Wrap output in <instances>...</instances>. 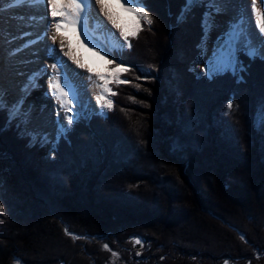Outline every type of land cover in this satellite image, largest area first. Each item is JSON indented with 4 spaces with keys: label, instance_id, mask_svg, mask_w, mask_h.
I'll use <instances>...</instances> for the list:
<instances>
[{
    "label": "trees",
    "instance_id": "1",
    "mask_svg": "<svg viewBox=\"0 0 264 264\" xmlns=\"http://www.w3.org/2000/svg\"><path fill=\"white\" fill-rule=\"evenodd\" d=\"M144 2L154 23L113 50L129 83L110 84L111 111L51 155L0 131V264H107L108 248L117 264H264V60L240 51L243 82L208 81L191 66L204 8L178 25L185 0Z\"/></svg>",
    "mask_w": 264,
    "mask_h": 264
},
{
    "label": "snow or ice",
    "instance_id": "2",
    "mask_svg": "<svg viewBox=\"0 0 264 264\" xmlns=\"http://www.w3.org/2000/svg\"><path fill=\"white\" fill-rule=\"evenodd\" d=\"M96 5L100 7L101 13L107 18V20L113 25V27L119 29L120 37H123L124 44L131 47L128 44V36H135L137 31L140 30L141 21L151 26L154 23V17L148 10V5L144 0H95ZM29 6L37 10L45 8L52 17V21L48 25V31H50V38L53 45L56 44L59 39L60 50L64 56L69 57L78 68L87 69L89 73L93 72V69L82 62V60L75 54L73 45L68 39L66 33H77V27L80 26V32L76 36L79 42L80 36H84V33L88 30L89 19L92 14L91 0H0V12L8 9L20 6ZM196 7H203L204 12L201 14V30L202 35L198 48L205 55L208 51V40L211 37V33L218 27L216 24V17L219 15H225L229 10L234 12L232 19L228 22V27L225 32L221 33L216 42L214 43L213 52L211 58L207 59L204 67L200 69L204 79L212 81L217 77L231 73L237 80V82H243L244 77L241 75L247 71V67L239 60L237 53L244 51L250 59L259 58L264 60V40H261L258 35L252 31L251 21L248 17L247 9L240 3V0H185V4L182 6L180 13L176 17V23L184 24L187 22L189 14L192 13ZM252 11L256 16V26L259 28V34L264 35V0H251ZM46 16H34L32 19L36 23L42 24L46 19ZM131 21L134 25L133 30H129L128 21ZM97 27L101 26V23L97 21ZM47 33L38 37L43 40ZM109 39L112 42V48H122L124 44L119 43V38L114 34H109ZM27 46V45H26ZM83 46V44H81ZM67 47V51H64ZM97 47H93L95 49ZM104 55L100 52L93 51L94 56H98L101 60H105L106 63L112 64L116 59L113 51L108 47H99ZM224 50L227 55L214 59V54ZM49 54L55 52L54 48L48 49ZM108 56H112V60H107ZM123 61L117 64L113 69V73L118 83H129L127 80H119V74L128 71V69L122 67ZM52 75L48 82V92L44 93L47 97L49 94L55 97L59 101L60 108H67L69 114L65 117L67 124L65 125L59 119V115L56 118V131L53 134L48 132H42L36 129H30L32 116V106L28 110H25L23 105L27 98V95L31 94V91L40 87L39 80L43 75L47 74V68H40L36 72L30 74L20 87L21 95L18 101L12 106V110L9 116V120L6 121L5 126L0 128V131H7L13 122L18 130V136L20 138L27 137L29 141V147L37 144H51V151L55 152L62 139L67 140V133L71 130L72 126L77 123V118L80 113L77 109L81 106L78 100V90L74 83L75 77L79 74L74 73L69 69L67 62L61 57H56L51 64ZM100 74L97 73V76ZM199 75V74H198ZM104 85H98V87H104L106 91L111 92L107 88L109 82L106 78ZM92 79L91 76L88 77ZM140 79V77H137ZM140 87L139 84L136 85ZM67 89V91H66ZM147 91V89H145ZM115 95V93H111ZM71 96V98H70ZM6 90L0 87V109L8 107L6 103ZM102 96L97 95V103L100 104ZM76 103V108L72 107L73 103ZM43 107V106H42ZM102 108H106L111 111L113 108V102L107 100ZM229 110L234 109L233 102L227 104ZM257 122L259 129L264 131V103H262L258 109ZM6 154H0L3 156ZM136 244H142L141 239H136ZM107 247V245H105ZM139 255V253H137Z\"/></svg>",
    "mask_w": 264,
    "mask_h": 264
},
{
    "label": "bare ground",
    "instance_id": "3",
    "mask_svg": "<svg viewBox=\"0 0 264 264\" xmlns=\"http://www.w3.org/2000/svg\"><path fill=\"white\" fill-rule=\"evenodd\" d=\"M240 3L246 7L247 13L249 10L252 11L251 7V0H240ZM92 14H91V22L92 25L90 29H88L84 36H80L79 42L76 39V36H69L68 39L71 41L73 45V49L75 51V54L82 60L83 63L88 65L93 69L92 73H89L87 69L78 68L75 63L72 62L69 57L64 56L63 52L60 50L59 45V39L57 40L56 44L53 45L50 38L40 40L38 39L39 35H43L47 32V37H50L51 33L48 31V25L52 21V17L49 21L48 15L45 13V8H41L39 10L29 7L27 5L20 6V7H14L11 9H8L6 11L0 12V31H11V35L13 38H18V36H21V34L24 35V41L27 40L26 44L27 47L24 46L25 49H21L20 46L18 48L11 49L10 53L6 54L3 52L2 49H0V81L3 88L7 87V80H9V76L15 77L12 81L9 80L13 84L11 89L9 90L10 96L13 97V99H18L21 95L20 87L23 85L24 81L27 79V77L32 74L33 72H36L38 69L43 68V66H46L48 70L50 69L51 64L54 62V59L58 56L61 57L64 61L67 62V65L70 70H72L74 73L79 74L75 77L74 83L78 90V100L80 102L81 106H87L90 105L85 98H88V96L91 93H94V95L97 97V95L103 96V94H106V90L104 87H98V85H104L105 79H101L100 77H104L107 79L106 74L103 72L104 66V60H101L98 56L93 55V51H96V49H93L95 47L94 43L92 42V37L95 34V32L100 31L103 34H100V37L103 40L107 41V44L109 47H112V42L109 39V34H114L116 37L119 38V43L122 44V38L120 37V31L119 29L113 27V25L107 20V18L101 13L100 7L96 5H92ZM264 11V7L261 9ZM228 13H233V11L229 10ZM225 14V15H219L217 16V21L220 22L221 27L218 29V34H221L225 32V30L228 27V22L232 19L233 14ZM253 13H251L252 15ZM46 16L47 18L44 20L42 24L36 23L33 21V17H39V16ZM248 17L250 15L248 14ZM250 19V18H249ZM97 21L101 23L100 27H97ZM251 25H252V31L259 36L261 40H264V35L259 34V28L256 26V16L255 14L252 15V19H250ZM44 27L46 32L44 31ZM128 28L129 30L134 29V25L129 20L128 21ZM77 32H80V26L77 27ZM8 35V34H7ZM217 35V34H216ZM215 33L213 34V41L212 43H215L217 40ZM83 44V46H81ZM214 44L208 45V51L207 54L204 55V61L207 62L208 58H211L212 52H213ZM54 48L55 52L53 54H49L48 49ZM41 50H45L43 52V61H46V63L42 62L41 56H38L37 53H39ZM67 47H65L64 51H67ZM15 51V52H14ZM48 52V53H46ZM227 55V53L222 49L219 53L214 54V59L219 58L221 56ZM49 76L47 77L42 76V78L39 80L40 83L49 82V79L52 75V69H50ZM24 73V79L21 78L20 73ZM97 73L100 75L97 76ZM91 76L92 79L89 80L88 77ZM7 78V79H6ZM101 82V84H99ZM67 91V89H66ZM48 92V89H47ZM84 92V94H83ZM44 93L41 91L38 93V95L41 97V102L44 101L47 103V105H50L51 100L49 99V95L46 97ZM27 95V94H25ZM51 95V94H50ZM53 99V105L51 108V113L54 109H56L55 116L57 118V115H59V119H62L64 117V114L68 110L67 108H60L59 101L55 99L54 96H52ZM71 98V96H70ZM72 107L76 108V103L74 102L72 104ZM44 106L41 108L40 111L34 112L32 111V114L38 115L43 111ZM32 110V109H31ZM50 113V112H49ZM49 113H44L43 116L38 118L35 117L36 121H38V127L47 123V118H49ZM53 114V113H52ZM55 123V122H54ZM55 125V124H54ZM45 129V128H44Z\"/></svg>",
    "mask_w": 264,
    "mask_h": 264
},
{
    "label": "rangeland",
    "instance_id": "4",
    "mask_svg": "<svg viewBox=\"0 0 264 264\" xmlns=\"http://www.w3.org/2000/svg\"><path fill=\"white\" fill-rule=\"evenodd\" d=\"M91 4L92 5H96L95 0H91ZM97 6L98 5H96V8H97ZM45 13H47V15L49 17L47 21H49L51 19V16L48 13L47 9H45ZM233 13H228V14L231 15ZM251 13H253V11L249 10L248 14L250 15V17H249L250 19H252V15L254 14L253 13L251 15ZM216 24L218 25V27L211 33V37L208 40V45L214 44V43H212V41H213V37L212 36H213L214 33H215V35L217 34L216 37H218L220 35L217 32H218V29H220L221 24H220L219 21H217V19H216ZM91 25H92V22H91V19H89L88 29H90ZM44 31L46 32L45 27H44ZM78 34H79L78 32L76 34H73L71 32L66 33L67 37H69V36H77ZM100 34H103V33L100 32V31L95 32V34L92 37V42L94 43L95 47H97V48H95L96 51L100 52L101 55H104V53L101 52L99 47L102 48V47L106 46L111 51L112 50H121V49L128 48L127 44H124L123 38H122V44H124V46L122 48H115L114 49L112 47H109L108 44H107V41L103 40L100 37ZM39 36H41V35H39ZM130 37H134V36H132V35L128 36V44H130L129 43V38ZM24 38L25 37H24L23 34H21V36H18V38H13V36L11 35V31L10 32L9 31H0V49H2L3 52H5L6 54L10 53V50L14 49V47L18 48L20 45H21L20 46L21 49L22 48L25 49L24 46L27 47V49H29L30 47H28V45L26 44L27 40L25 39V41H24ZM47 38L48 37L46 35L44 39H47ZM44 51L45 50H41L37 54H38V56H41L40 58H42V62L46 63V61H43V52ZM241 52L245 53L244 51H241ZM46 53H48V52H46ZM204 55H205L204 53H201L199 58L196 61H194L192 63V65H191L192 66V70L197 75L199 74L198 76H203V74L200 72V69L203 68L204 64H205ZM107 60H112L111 56H108ZM104 65H105L104 66L105 68L103 69V72L106 74L107 80L109 81L107 83V88L111 90L110 84L111 83H116V84L118 83V82H116V78H115V75L113 73V69L116 66H113L112 64L106 63L105 60H104ZM45 67L46 66H43V68H45ZM122 67L126 68V66H123V65H122ZM50 69H51V67H50ZM50 69L47 71V74H46L47 77L49 76V73L51 71ZM24 73H25V71L23 73H20V76L23 79H24ZM122 73L119 74V80H125V78L122 77ZM43 76H45V75H43ZM9 78H10L9 80L12 81L13 78H15V77L9 76ZM9 80L6 81L7 82V87L4 88V89L6 90L5 99H6V103L8 105L7 110L9 112V114H10L11 110H12V106L18 101L19 98L16 100V99H13V97L10 96L9 90L11 89L13 84L11 82H9ZM99 84H101V82ZM39 85H40V87L38 89L31 91L30 95H26L27 98H26V100L24 102V105H23L25 110H28L29 107L32 106V111L34 110L33 113L40 111L42 106H44V109H43V111H41V113H39L38 115L32 114L31 123L29 125V128L30 129L40 130L42 132H48V133L53 134V136H54L55 131H56V123H54L56 121V116H55L56 109L53 110V112H52L53 114H52L50 107L53 105V99H52L50 94H49V99L51 100L50 105H47V103L45 101L42 103L41 102L42 99L38 95V93H40L41 91L47 92L48 83L47 82L40 83ZM0 87H2L1 81H0ZM111 93H113L112 90H111V92L106 91V94H103V96H102L103 99L101 100L100 104L97 103L96 96L94 95V93H91L88 96V98H85V100L88 103H90V105L80 106L77 109V111L80 113V115L78 117L89 118L91 115H94V114L105 116L108 110L106 108H102L101 105H103L107 100H111L112 101V97H111L112 94ZM83 94H84V92H83ZM44 113H49V118H47V123H45L43 125V127H41V126L38 127V125H37L38 121H36L35 117L37 116L38 118H40L41 116H43ZM69 114H73L74 115L75 113H69L68 110H67L66 113L64 114V117L62 119H60V121H62L65 125L67 124V121H66L65 117L67 115H69ZM51 147H52V145L50 143L46 144V149H47V152H48L49 155H51V153H50L51 152ZM135 241L136 240H133V245H135L134 248H136V250H138V249H140L142 247V244H139V247L137 248L136 246L138 244H136ZM108 250H109L110 254H109V257H108L107 264H117L119 261H121L123 254L121 255L120 252H118L116 250H112L110 248H108ZM137 253H139V252H136V256H137ZM13 264H22V262L20 260H18V259H14ZM224 264H230V263L229 262H225Z\"/></svg>",
    "mask_w": 264,
    "mask_h": 264
},
{
    "label": "water",
    "instance_id": "5",
    "mask_svg": "<svg viewBox=\"0 0 264 264\" xmlns=\"http://www.w3.org/2000/svg\"><path fill=\"white\" fill-rule=\"evenodd\" d=\"M136 247L138 248L139 247V244Z\"/></svg>",
    "mask_w": 264,
    "mask_h": 264
}]
</instances>
